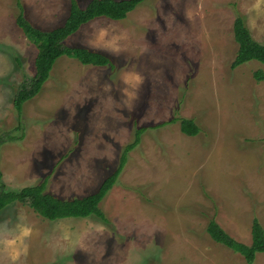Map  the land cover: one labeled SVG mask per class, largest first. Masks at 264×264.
Returning a JSON list of instances; mask_svg holds the SVG:
<instances>
[{"label":"rangeland","instance_id":"374dc122","mask_svg":"<svg viewBox=\"0 0 264 264\" xmlns=\"http://www.w3.org/2000/svg\"><path fill=\"white\" fill-rule=\"evenodd\" d=\"M19 1L43 30L61 26L71 5ZM91 1L78 0L83 9ZM19 13L17 0H0V136H23L0 148L9 190L48 178L50 194L86 197L147 130L101 205L108 223L53 222L9 205L0 214V264H248L207 227L216 220L247 245L254 219L264 227V80L255 76L264 64L232 68L238 17L264 44V0H146L122 21L108 10L66 45L103 52L113 68L61 58L21 117L15 95L35 76L38 50ZM180 118L201 132L170 123Z\"/></svg>","mask_w":264,"mask_h":264},{"label":"trees","instance_id":"16d2710c","mask_svg":"<svg viewBox=\"0 0 264 264\" xmlns=\"http://www.w3.org/2000/svg\"><path fill=\"white\" fill-rule=\"evenodd\" d=\"M145 1L92 0L83 9L78 0H70L69 15L64 23L54 29L43 30L29 21L23 4L17 0L18 8L20 9V13L16 18L17 25L38 50L35 62V76L26 79L15 95L14 107L18 115L21 117L25 104L40 95L45 84L51 79L56 64L63 57L67 56L76 59L85 66H110L113 68L114 63L112 58L105 53L92 51L84 47H69L66 45V41L76 34L82 26L106 16L108 10L113 9L115 19L122 21L127 19L128 15L134 12ZM234 32L239 50L232 68L237 69L254 61L264 64V44L255 41L242 17L236 19ZM255 76L258 81L264 80V73L262 71L256 73ZM178 122L181 124L182 131L187 135L197 136L201 132L194 120L180 118L173 119L170 123ZM161 126L163 125H159L158 127ZM146 130V128H141L136 131L135 141L133 144L127 146L123 152L119 167L103 181L96 192L86 197L72 200L58 198L47 191L48 178L41 184L33 187H26L19 191L9 190L4 182V175L0 167V214L9 205L21 203L48 221L54 222L70 218L95 217L108 223L109 221L101 205L111 190L118 184L127 166L130 153L141 144ZM6 136H0V148L8 142H16L23 138V136L21 138L14 136L12 133ZM207 232L215 242L243 255L248 264H255L258 256L264 254V227L258 218H255L253 221L251 245L237 241L216 220L209 222Z\"/></svg>","mask_w":264,"mask_h":264}]
</instances>
